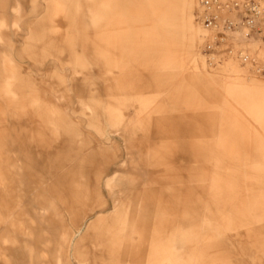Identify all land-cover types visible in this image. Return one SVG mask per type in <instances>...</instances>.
Returning a JSON list of instances; mask_svg holds the SVG:
<instances>
[{"label": "rangeland", "instance_id": "rangeland-1", "mask_svg": "<svg viewBox=\"0 0 264 264\" xmlns=\"http://www.w3.org/2000/svg\"><path fill=\"white\" fill-rule=\"evenodd\" d=\"M192 11L183 60L181 0H0V264H264V72L209 65Z\"/></svg>", "mask_w": 264, "mask_h": 264}, {"label": "built area", "instance_id": "built-area-1", "mask_svg": "<svg viewBox=\"0 0 264 264\" xmlns=\"http://www.w3.org/2000/svg\"><path fill=\"white\" fill-rule=\"evenodd\" d=\"M196 1L195 21L203 31L200 49L208 64L233 59L252 73L262 74L264 65L258 56L264 48L262 0ZM253 41L258 48L250 50L247 44Z\"/></svg>", "mask_w": 264, "mask_h": 264}, {"label": "crops", "instance_id": "crops-1", "mask_svg": "<svg viewBox=\"0 0 264 264\" xmlns=\"http://www.w3.org/2000/svg\"><path fill=\"white\" fill-rule=\"evenodd\" d=\"M182 5V29H183V41L184 45L181 49V59L185 60L186 58V50L187 47L190 46L192 50V43H191V19H193V11H192V0H181ZM182 22V21H181ZM228 76V75H227ZM231 77H235L234 75H229ZM219 79V78H218ZM234 92L237 97H248L253 96L255 93L258 92L257 89L248 88L242 85L235 86L231 88L230 94H233ZM234 94V95H235ZM264 166V165H263ZM121 200L116 205L114 203V199L111 198V196H107V198H104L99 205H96L94 207L95 213H98L102 218L99 225L98 224H91L86 228V231L82 235V237L79 239V241L76 244V252L82 253L85 251L88 246L92 245V242H101V240L106 237L108 234L117 231L119 232L118 225L116 226V222L118 220V216L120 215V212L122 210L121 208ZM46 213L50 212L48 208L44 209ZM76 209L72 206H65L62 211H57L54 213L55 217L63 219L65 217H68L70 220V225L73 227L74 232H72L68 228L63 235L62 238L64 240V246L70 245V241L74 234L80 233L83 226V219H82V209H81V215L75 213ZM108 215V216H107ZM118 223V222H117Z\"/></svg>", "mask_w": 264, "mask_h": 264}, {"label": "bare ground", "instance_id": "bare-ground-1", "mask_svg": "<svg viewBox=\"0 0 264 264\" xmlns=\"http://www.w3.org/2000/svg\"><path fill=\"white\" fill-rule=\"evenodd\" d=\"M262 3H263V0H262ZM195 6H196V10H197V1H196V0H195ZM198 26H199V25H198ZM199 28H200V30H201V37H202L203 31H202V29H201L200 26H199ZM237 38H238V36H237ZM238 40H239V39H238ZM201 44H202V38H201V42H200V47H201ZM247 48L250 49V50H255V49L258 48V45H257L256 42L253 41V42H250V43L247 44ZM190 49H191L190 46L187 47V50H186V57H187L188 55L191 54V51H192V50L190 51ZM261 50H262V49H260V50L258 51V55H259V52H260ZM227 63H235V64H237L238 66H240V67L244 68L245 70H247L250 74H252L248 67H246V66H241L237 61H235V60H233V59H226V60L222 61L221 63H214V65H215V67H219V66L225 65V64H227ZM211 66H212V65H211ZM253 75H255V74H253ZM255 76H256V75H255Z\"/></svg>", "mask_w": 264, "mask_h": 264}]
</instances>
